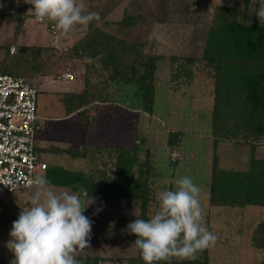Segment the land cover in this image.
I'll use <instances>...</instances> for the list:
<instances>
[{"label": "rangeland", "instance_id": "rangeland-1", "mask_svg": "<svg viewBox=\"0 0 264 264\" xmlns=\"http://www.w3.org/2000/svg\"><path fill=\"white\" fill-rule=\"evenodd\" d=\"M13 1H6L10 3L6 11L17 8ZM82 2L85 12L99 13L100 20L92 22L95 27L130 42H149L150 51L164 57L157 61L154 111L148 115L140 110L143 101L136 96L135 85L113 84L111 97L125 105V109L121 105L94 103L67 117L65 103L68 94L79 95L85 90L84 58L78 53L86 47L91 23L77 26L75 31L63 35L60 31L54 34L50 28L52 22L40 23L32 18L25 20L24 25L18 28V18L16 21L0 19V66L8 50L14 54L17 48H24L27 58L22 60L28 70L26 78L33 80L39 90L38 115L46 121L45 127L42 122L37 140L41 147L49 149L42 158L52 168L83 173L96 179H112L116 175L120 149L135 151L137 148L140 162L148 160L155 174L147 176L152 200L150 217L158 211L156 193L175 190V180L188 176L201 188L204 225L217 237L215 245L210 247L211 264H263L264 250L254 247L253 236L258 225L264 221V207L210 205L209 185L215 153L213 81L207 76L204 64L200 68H193L194 80L190 81L185 74L177 75L176 65L172 62L175 56L201 54L204 37L214 24L216 9L231 5L233 0ZM238 2L241 11L247 6L253 14L264 0ZM111 13L113 16L109 18L113 19L104 20ZM126 15L141 17L142 21L125 29L119 23ZM110 22L113 26L109 25ZM15 34L18 35L16 39ZM33 36H39L43 41L38 45L29 43ZM66 73H72L74 81L64 79ZM170 132H178L181 136L180 145L175 151L168 145ZM242 138L219 144L216 150L219 169L237 172L250 169L252 143ZM256 142L255 155L263 160L264 136ZM57 149L87 150V156L74 159L67 153L51 151ZM148 150L150 155L146 154ZM176 152L178 160L174 158ZM50 187L57 193L71 191L64 187ZM34 191L35 187H32L14 194L0 195V264H9L13 258L6 247L12 222L18 219L21 207L29 206V198ZM95 200L84 212L93 221L90 248L78 251L75 254L77 259L99 257L105 260L101 264H134L132 260L139 253L133 243L136 237L121 230L138 218L132 214L135 207L141 218L140 203L135 202L134 205V201ZM101 207L103 210L94 214Z\"/></svg>", "mask_w": 264, "mask_h": 264}, {"label": "trees", "instance_id": "trees-1", "mask_svg": "<svg viewBox=\"0 0 264 264\" xmlns=\"http://www.w3.org/2000/svg\"><path fill=\"white\" fill-rule=\"evenodd\" d=\"M18 6L19 12L12 16L18 18L20 28L29 16L25 0H19ZM254 13L251 14L247 6L241 11L238 0H233L229 6L218 7L214 24L204 37L201 54L172 58L177 75L185 74L188 80L193 81V68H200L204 64L207 76L214 84L215 153L209 185L210 205L213 207H264V159L259 160L255 155L258 145L256 141L264 136V25L260 24ZM249 20L252 22L250 27L247 25ZM141 21V17L126 15L119 24L128 29ZM90 28L86 47L78 53L84 58L85 90L79 95H66V116L85 110L94 103H115L110 94L113 84L135 85L136 96L143 101L140 110L152 115L156 98L157 61L164 57L152 53L149 42H130L95 27L93 23ZM17 36L15 34L14 39ZM25 51L19 47L17 53L10 54L8 50L0 66V74L26 78L28 70L22 60L27 58ZM89 57L93 59L92 63L87 62L86 58ZM258 126L263 129L261 133L257 132ZM240 137H243V141L252 143L250 169L245 172L219 169V157L216 153L219 144L223 141H238ZM180 139V133H169L168 145L172 151L179 147ZM135 149H120L116 175L112 179H96L51 166L46 171L45 179L50 182L49 186L69 188L71 191H76V185H82L88 190L89 196L105 201L139 202L141 218L148 219L152 200L147 176L155 174L148 160L140 162L138 150ZM51 151L67 153L74 159L87 156V150ZM146 154L150 155V151ZM137 167L139 170H136ZM253 245L256 249L264 250V221L254 232ZM209 252L210 248L198 252L195 259L172 258L170 262L161 261L159 264H211ZM78 260L81 264L105 262L99 257ZM132 262L145 264L140 252Z\"/></svg>", "mask_w": 264, "mask_h": 264}, {"label": "clouds", "instance_id": "clouds-1", "mask_svg": "<svg viewBox=\"0 0 264 264\" xmlns=\"http://www.w3.org/2000/svg\"><path fill=\"white\" fill-rule=\"evenodd\" d=\"M32 5L28 13L36 22H52L54 28L67 35L77 26L99 21L98 12H85L78 0H25ZM264 25V2L254 13ZM251 21L247 25L251 26ZM92 63V58H86ZM35 191L29 206L21 207L12 222L6 247L13 254L9 264H81L76 253L90 248L93 221L84 212L96 202L88 190L76 185V191L55 192L44 177L33 180ZM175 190L156 193L158 211L148 219L140 218L136 207L122 233L135 235L133 241L145 264L195 259L215 245L217 237L204 225L201 188L188 176L175 180ZM9 186V185H7ZM11 186V185H10ZM13 190V186H11ZM135 205V201H134ZM103 208H97L96 213Z\"/></svg>", "mask_w": 264, "mask_h": 264}, {"label": "built area", "instance_id": "built-area-1", "mask_svg": "<svg viewBox=\"0 0 264 264\" xmlns=\"http://www.w3.org/2000/svg\"><path fill=\"white\" fill-rule=\"evenodd\" d=\"M50 28L54 34L59 32L53 24ZM63 78L74 81L75 76L66 73ZM33 83L25 77L0 74V195L35 187L34 178H45L49 168L38 152L37 133L42 122L39 90ZM174 158H178L177 152Z\"/></svg>", "mask_w": 264, "mask_h": 264}, {"label": "crops", "instance_id": "crops-1", "mask_svg": "<svg viewBox=\"0 0 264 264\" xmlns=\"http://www.w3.org/2000/svg\"><path fill=\"white\" fill-rule=\"evenodd\" d=\"M1 2V6L2 7H0V19H9V20H12V21H16V17H14V16H12V14H17L18 12H19V6H18V1H16V0H14L13 1V3L15 4V5H17V8L15 7V9H13V10H10V11H6V8L8 7V5L10 4H7L8 2H6V1H11V0H0ZM29 8H31V5L30 4H27V15L29 16L28 17V20L27 21H29V20H32V18H34L31 14H29L28 13V10H29ZM116 13V12H115ZM110 16H113V14L111 13L110 15H108L106 18H104V20H106L107 19V21H111L113 18L111 17V18H109ZM27 24V23H26ZM109 25H112L113 26V24H112V22H110V24ZM104 31H105V29H104ZM108 32V31H107ZM108 33H111V32H108ZM112 34V33H111ZM41 41H43V40H41L40 38H39V36H36V37H31V39H30V41H29V43L31 42L32 44H37L38 45V43H40ZM34 42V43H33ZM36 42V43H35ZM60 43L62 44V41H60ZM115 101V100H114ZM120 102H118V101H115V103H110L111 105L112 104H115V105H121L124 109H125V105H123V104H119ZM110 104H106V105H110ZM39 116V115H38ZM39 119L41 120V122H43V127H45L44 126V122L46 121V119H41V117L39 116ZM46 124V123H45ZM42 130V129H41ZM38 139V138H37ZM123 144V143H122ZM97 145H99L98 143H97ZM37 146H38V152L44 157L45 156V151H47V150H49L48 148H45V147H41L40 145H39V143H38V140H37Z\"/></svg>", "mask_w": 264, "mask_h": 264}, {"label": "water", "instance_id": "water-1", "mask_svg": "<svg viewBox=\"0 0 264 264\" xmlns=\"http://www.w3.org/2000/svg\"><path fill=\"white\" fill-rule=\"evenodd\" d=\"M262 128L260 126L257 127V132H261Z\"/></svg>", "mask_w": 264, "mask_h": 264}]
</instances>
